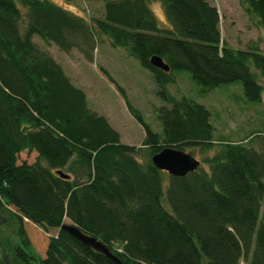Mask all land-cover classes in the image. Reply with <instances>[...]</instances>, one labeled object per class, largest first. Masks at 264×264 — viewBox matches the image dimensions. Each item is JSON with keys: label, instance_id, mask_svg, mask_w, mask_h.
<instances>
[{"label": "trees", "instance_id": "trees-1", "mask_svg": "<svg viewBox=\"0 0 264 264\" xmlns=\"http://www.w3.org/2000/svg\"><path fill=\"white\" fill-rule=\"evenodd\" d=\"M159 1L168 29L151 9ZM239 3L264 32V0ZM220 25L208 0H103L101 17L54 0H0V264H116L66 226L122 264H264V128L217 141L212 112L169 91L187 71L203 92L241 83L249 102L263 103L259 43L233 47ZM35 37L91 63L102 42L127 50L157 84L161 133L124 96L145 138L139 148L123 144ZM154 57L169 71L153 66ZM166 148L216 152L174 177L152 163ZM29 229L48 237L43 253Z\"/></svg>", "mask_w": 264, "mask_h": 264}, {"label": "rangeland", "instance_id": "rangeland-1", "mask_svg": "<svg viewBox=\"0 0 264 264\" xmlns=\"http://www.w3.org/2000/svg\"><path fill=\"white\" fill-rule=\"evenodd\" d=\"M54 1L88 17H101L103 14V0ZM208 1L220 12V27L225 42L245 49L250 42L256 41L264 54V32L255 26L239 0ZM151 9L161 28L168 29L170 25L164 5L160 1L152 2ZM34 41L48 49L72 82L86 92L89 108L109 120L112 127L120 133L123 144L139 148L145 138V129L130 114L124 96L141 111L151 129L161 133L157 115L158 109L164 104L157 94V84L151 73L130 56L127 50L115 49L108 41L102 42L97 47L94 62L91 63L77 50L66 54L55 46L46 47L39 37H35ZM257 74L261 76L258 71ZM176 77V83L169 86L170 93L176 98L186 97L203 104L212 112L217 141H243L264 128V94L263 103H252L247 100L241 83L203 92L193 82L189 72L178 71ZM258 143L259 140L254 146L257 147ZM195 152L194 157L202 162L205 156H213L216 150L205 155L200 151ZM139 160L144 163L147 161L144 151L140 153ZM163 203L171 209L166 197ZM29 232L35 249L43 253L48 246V237L36 229H29ZM240 264L248 263L242 261Z\"/></svg>", "mask_w": 264, "mask_h": 264}, {"label": "water", "instance_id": "water-1", "mask_svg": "<svg viewBox=\"0 0 264 264\" xmlns=\"http://www.w3.org/2000/svg\"><path fill=\"white\" fill-rule=\"evenodd\" d=\"M152 64L159 69L169 71V67L159 57H154L152 59ZM152 163L159 170L165 171L170 176L174 177H185L189 173L196 171L201 166V162L192 155L175 148H166L162 152L154 155L152 157ZM60 174L63 175L61 172ZM66 178H68V176ZM65 229H67L81 242L92 247L97 252L104 254L116 264H122L121 261L106 247H104L97 239L88 237L75 227L66 226Z\"/></svg>", "mask_w": 264, "mask_h": 264}, {"label": "crops", "instance_id": "crops-1", "mask_svg": "<svg viewBox=\"0 0 264 264\" xmlns=\"http://www.w3.org/2000/svg\"><path fill=\"white\" fill-rule=\"evenodd\" d=\"M95 58H96V53H95ZM68 75V74H67ZM80 88V87H79Z\"/></svg>", "mask_w": 264, "mask_h": 264}]
</instances>
